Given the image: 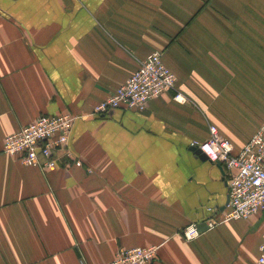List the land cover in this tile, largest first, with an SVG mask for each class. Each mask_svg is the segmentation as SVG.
Wrapping results in <instances>:
<instances>
[{
  "label": "crops",
  "instance_id": "crops-1",
  "mask_svg": "<svg viewBox=\"0 0 264 264\" xmlns=\"http://www.w3.org/2000/svg\"><path fill=\"white\" fill-rule=\"evenodd\" d=\"M155 51L175 89L144 111L94 114ZM260 103L264 0H0V264H104L149 245L152 264H256L264 211L208 230L228 174L191 143L214 123L240 151V121ZM63 112L77 115L73 157L43 170L4 151L39 114ZM191 222L203 233L187 239Z\"/></svg>",
  "mask_w": 264,
  "mask_h": 264
},
{
  "label": "built area",
  "instance_id": "built-area-1",
  "mask_svg": "<svg viewBox=\"0 0 264 264\" xmlns=\"http://www.w3.org/2000/svg\"><path fill=\"white\" fill-rule=\"evenodd\" d=\"M176 79L175 73L164 63L162 52L155 51L141 62L124 83L97 103L93 113L106 116L117 108L144 111L151 99L175 89ZM174 98L187 101V97L179 91ZM76 118L77 115L71 112L41 113L5 138L4 151L25 165L43 170L54 168L61 160V152L65 157H73L68 144ZM209 131L206 140H195L191 145L200 149L208 160L225 167L229 202L222 214L207 216L208 230L223 221L246 219L264 211V121L238 152H235L233 142L222 136L216 125H210ZM206 210L210 213L214 211L212 207ZM202 233L195 222L183 228V235L187 239L196 238ZM157 254L156 245L121 247L114 259L104 264H152ZM256 264H264V242L259 246Z\"/></svg>",
  "mask_w": 264,
  "mask_h": 264
},
{
  "label": "rangeland",
  "instance_id": "rangeland-1",
  "mask_svg": "<svg viewBox=\"0 0 264 264\" xmlns=\"http://www.w3.org/2000/svg\"><path fill=\"white\" fill-rule=\"evenodd\" d=\"M251 106H253V105L252 104L249 105L248 106L249 111H246V112L250 113V115L246 114L250 118L243 119L240 121V128H239V132H238L239 137L242 139H245L246 141L250 138L251 134L255 131L259 122L264 119V103L257 104L254 107H251ZM212 124H214V123H210L209 127ZM214 125H216V124H214ZM217 128L219 130L218 126H217ZM222 136L226 137L223 134H222Z\"/></svg>",
  "mask_w": 264,
  "mask_h": 264
},
{
  "label": "water",
  "instance_id": "water-1",
  "mask_svg": "<svg viewBox=\"0 0 264 264\" xmlns=\"http://www.w3.org/2000/svg\"><path fill=\"white\" fill-rule=\"evenodd\" d=\"M193 149L200 155L202 159L208 160L207 156L204 153H202L200 149L196 147H193ZM218 165H221V164L218 163ZM227 202H229V199L227 200Z\"/></svg>",
  "mask_w": 264,
  "mask_h": 264
}]
</instances>
